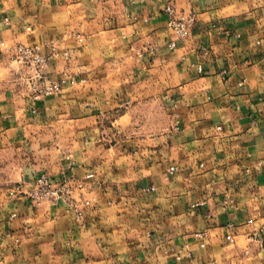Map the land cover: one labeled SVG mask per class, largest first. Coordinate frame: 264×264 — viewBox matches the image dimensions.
Returning <instances> with one entry per match:
<instances>
[{
	"label": "crops",
	"instance_id": "crops-1",
	"mask_svg": "<svg viewBox=\"0 0 264 264\" xmlns=\"http://www.w3.org/2000/svg\"><path fill=\"white\" fill-rule=\"evenodd\" d=\"M0 40L77 79L0 50V264H264V0H0Z\"/></svg>",
	"mask_w": 264,
	"mask_h": 264
},
{
	"label": "built area",
	"instance_id": "built-area-1",
	"mask_svg": "<svg viewBox=\"0 0 264 264\" xmlns=\"http://www.w3.org/2000/svg\"><path fill=\"white\" fill-rule=\"evenodd\" d=\"M164 12L170 16L168 21V27L172 33L173 39L169 43V47L176 48V40L186 38L196 25V16L190 15H177V10L172 3L165 6ZM0 50L5 54L9 55L15 61L21 65L32 67L35 74L29 78V87L32 96L35 100H40L41 98L61 92L62 89L68 84L76 83L75 79L71 76H65L60 81H52L46 78L44 74V69L50 62L48 56H44L40 48L37 46H29L25 44H10L5 40H0ZM57 55V53H55ZM66 58H69V53H66ZM70 160V158H69ZM70 169H74V165L70 163ZM176 168L171 167L168 176L175 174ZM151 190H155L154 187ZM30 197L33 202L37 205L44 203L56 204L61 200H68L69 190L67 186H62L60 188H55L50 178L43 174L35 182L33 190L30 192ZM88 203V202H87ZM78 216H83V211L78 210ZM232 226V225H229ZM204 238V234L200 235ZM231 238L232 236H228ZM205 246V243L202 244ZM188 255H191L188 253Z\"/></svg>",
	"mask_w": 264,
	"mask_h": 264
},
{
	"label": "rangeland",
	"instance_id": "rangeland-1",
	"mask_svg": "<svg viewBox=\"0 0 264 264\" xmlns=\"http://www.w3.org/2000/svg\"><path fill=\"white\" fill-rule=\"evenodd\" d=\"M11 44V43H10ZM73 79H75L74 77H72ZM50 80V79H49ZM53 81V80H52ZM75 81L77 82V79H75ZM64 89V88H63ZM63 89H62V91H63ZM61 91V92H62ZM61 92H58V93H54V94H51V95H55V94H59V93H61ZM51 95H48V96H51ZM152 123H155L156 124V126H159V124H161V122L159 121V119H157V120H155V122H152Z\"/></svg>",
	"mask_w": 264,
	"mask_h": 264
}]
</instances>
